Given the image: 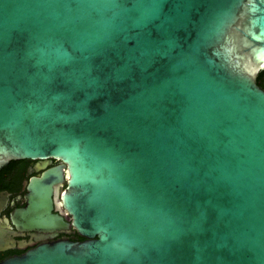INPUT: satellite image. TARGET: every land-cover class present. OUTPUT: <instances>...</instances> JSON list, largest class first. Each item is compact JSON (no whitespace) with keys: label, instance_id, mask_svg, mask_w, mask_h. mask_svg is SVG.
Listing matches in <instances>:
<instances>
[{"label":"water","instance_id":"obj_1","mask_svg":"<svg viewBox=\"0 0 264 264\" xmlns=\"http://www.w3.org/2000/svg\"><path fill=\"white\" fill-rule=\"evenodd\" d=\"M31 177L0 264H264V0H0V167ZM64 188L59 190L62 182Z\"/></svg>","mask_w":264,"mask_h":264},{"label":"flooded vegetation","instance_id":"obj_2","mask_svg":"<svg viewBox=\"0 0 264 264\" xmlns=\"http://www.w3.org/2000/svg\"><path fill=\"white\" fill-rule=\"evenodd\" d=\"M59 164L54 159L23 158L7 161L0 167V260L24 252L40 243L57 239L82 240L71 226V217L57 197L51 196V212L61 218L64 226L51 230L18 227L11 218L16 209L26 204L28 183L31 177ZM63 181L59 190L63 189Z\"/></svg>","mask_w":264,"mask_h":264}]
</instances>
